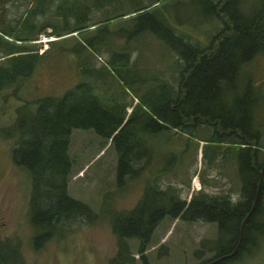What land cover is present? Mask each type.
I'll return each mask as SVG.
<instances>
[{
	"label": "rangeland",
	"instance_id": "obj_1",
	"mask_svg": "<svg viewBox=\"0 0 264 264\" xmlns=\"http://www.w3.org/2000/svg\"><path fill=\"white\" fill-rule=\"evenodd\" d=\"M151 1L118 0L102 8L93 6L86 23L111 16L115 7L116 13L129 12L137 5ZM223 1L163 0L156 9L165 13L176 35H185L193 45L205 47L224 27L228 13L226 7L237 15L247 16L260 2L230 0L226 4ZM59 2H44V12L49 14L52 22L62 23V14H50ZM30 6L28 0H0V20L16 23L26 15ZM42 13L35 15L36 22L48 18ZM67 16L74 21L73 15ZM141 24L140 18L132 21L125 18L61 38L40 32L35 41L41 44L39 52L45 51L32 74L0 89V239L8 241L2 244V254L7 258L13 254L11 263L8 261L10 264H111L109 259L118 248L111 213L132 208L147 187L174 189V193L186 201L199 190L209 194L229 193L232 200L238 199L240 180L235 146L218 142L226 133L220 122L187 120L184 129L171 126L144 134L148 143L140 148L143 152L140 169L134 175L126 176L122 185L116 181L117 153L112 137L103 138L93 128H73L68 144L72 162L68 192L86 202L94 216L79 215L61 221L40 246H34L35 229L29 217L31 177L28 170L17 165L12 158L17 131L8 127L13 125L19 110H34L36 99L63 95L79 80H89L96 87L95 92L114 94L118 100L124 99L132 105L138 101L134 86L147 89L159 76L177 86L176 69L173 70L177 51L151 30L140 31ZM116 48H123L121 50L130 54L128 73L136 77L133 85L122 83L107 65L109 57L121 51ZM81 66L95 71L83 75ZM96 69L103 71L104 75L97 76ZM246 94L245 120L250 131L259 135L257 150H251L252 157L257 152L259 159H264V50L240 66L235 80L223 88L221 96L214 100V106H209L215 113H221L227 122L233 111L243 109L239 101ZM132 105L128 106V111ZM195 184L200 188H195ZM259 238L255 247L241 252L229 264H264V238ZM124 239L131 257L127 264H198L229 243L228 239L218 237L216 222L190 221L168 214L154 228L142 254L137 237ZM14 252L19 255L18 260Z\"/></svg>",
	"mask_w": 264,
	"mask_h": 264
},
{
	"label": "trees",
	"instance_id": "obj_2",
	"mask_svg": "<svg viewBox=\"0 0 264 264\" xmlns=\"http://www.w3.org/2000/svg\"><path fill=\"white\" fill-rule=\"evenodd\" d=\"M28 1H31V6L21 20H16V23L0 20V89L32 74L45 51L39 52L38 46L41 44L35 41L40 32L60 37L103 27L125 18L130 21L140 18V31L151 30L178 53L173 62L178 85L159 76L147 89L140 90L138 85L134 86V95L138 98L134 105L124 99L118 100L114 94L95 92L96 87L89 80H79L63 95H46L36 99L34 110H19L13 125L8 128L17 131L12 158L17 165L24 166L31 177L29 217L35 229L32 237L34 246H40L56 230L59 222L79 215L94 216L86 202L68 192V174L72 163L68 144L73 128H93L103 138L112 137L117 153L116 181L122 185L126 176H132L140 169L143 155L140 148L148 143L144 134L171 126L184 129L187 120L201 123L203 119H209L215 124L220 122L227 133L219 137L218 142L235 146L240 180L238 199L232 200L229 193L209 194L199 190L186 201L179 198L174 189L147 187L132 208L111 213L112 229L118 236V248L109 262L127 264L130 261L125 237H137L142 254L154 228L167 214L190 221L216 222L218 237L228 239V245L220 252L198 264L230 252L238 241L241 222L253 203L264 159H259L257 152L252 157L251 150H257L259 135L258 132L253 134L250 131L245 120L248 95L239 101L243 109L233 111L227 122L211 106L221 96L223 88L235 80L240 66L264 50V0H260L247 16L237 15L226 7L228 13L224 27L205 47L193 45L187 36L173 32L165 13L156 9L163 0L137 5L129 12L116 13L118 10L115 7L114 14L93 23H86L91 7H106L104 5L118 0H60L50 14H62V23L52 22L49 14L44 12V2L48 4L54 0ZM223 2L227 4L230 0ZM38 12H43L49 19L36 22L34 17ZM68 14L74 16L73 23ZM48 27L51 30L47 31ZM85 43L89 44L87 37ZM129 57L130 54L125 50L114 52L107 65L122 83L124 81L133 85L136 77L128 73ZM91 70L95 71L81 66L83 75H88ZM102 72L96 69L97 76L104 75ZM135 164H139L138 167ZM243 234L236 255L215 264H229L241 252L255 247L258 236L264 238V178L258 203L245 224ZM6 242L0 239V264H10L13 257V254L8 255V258L2 254V244ZM14 257L18 260L19 255L14 252Z\"/></svg>",
	"mask_w": 264,
	"mask_h": 264
},
{
	"label": "water",
	"instance_id": "obj_3",
	"mask_svg": "<svg viewBox=\"0 0 264 264\" xmlns=\"http://www.w3.org/2000/svg\"><path fill=\"white\" fill-rule=\"evenodd\" d=\"M263 178H264V163H263V165H262V167L260 169L259 182L257 184L256 194H255L253 203L251 205L250 210L247 212V214L245 215L244 219L241 222L240 230H239V238H238V241H237L235 247L230 252L222 254L220 256H217V257H215L213 259H210V260H208V261H206L205 263H202V264H215V263H217L220 260H223V259H225L227 257H231V256L236 255V253L239 250L240 245L242 244L245 224H246L249 216L254 211V209H255V207H256V205L258 203V199H259V194H260Z\"/></svg>",
	"mask_w": 264,
	"mask_h": 264
},
{
	"label": "bare ground",
	"instance_id": "obj_4",
	"mask_svg": "<svg viewBox=\"0 0 264 264\" xmlns=\"http://www.w3.org/2000/svg\"><path fill=\"white\" fill-rule=\"evenodd\" d=\"M195 178H197V177H195ZM193 180H194V179H193ZM198 183H199V182H198ZM199 186H200V185H198V186H195V187H196V188H199Z\"/></svg>",
	"mask_w": 264,
	"mask_h": 264
},
{
	"label": "flooded vegetation",
	"instance_id": "obj_5",
	"mask_svg": "<svg viewBox=\"0 0 264 264\" xmlns=\"http://www.w3.org/2000/svg\"><path fill=\"white\" fill-rule=\"evenodd\" d=\"M207 120V119H206ZM205 119L203 121H201V123H204L206 121ZM209 120V119H208Z\"/></svg>",
	"mask_w": 264,
	"mask_h": 264
},
{
	"label": "built area",
	"instance_id": "obj_6",
	"mask_svg": "<svg viewBox=\"0 0 264 264\" xmlns=\"http://www.w3.org/2000/svg\"><path fill=\"white\" fill-rule=\"evenodd\" d=\"M195 186H197L196 184H195ZM196 188V187H195Z\"/></svg>",
	"mask_w": 264,
	"mask_h": 264
}]
</instances>
